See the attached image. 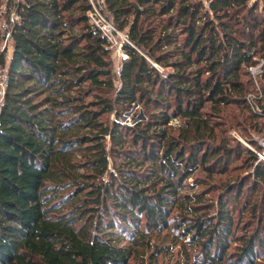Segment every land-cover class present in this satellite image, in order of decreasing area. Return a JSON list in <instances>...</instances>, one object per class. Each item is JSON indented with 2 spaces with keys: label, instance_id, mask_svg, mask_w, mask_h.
<instances>
[{
  "label": "trees",
  "instance_id": "obj_1",
  "mask_svg": "<svg viewBox=\"0 0 264 264\" xmlns=\"http://www.w3.org/2000/svg\"><path fill=\"white\" fill-rule=\"evenodd\" d=\"M1 6L0 264H132L170 232L191 264H264V162L222 128L264 135V0H103L117 85L88 0Z\"/></svg>",
  "mask_w": 264,
  "mask_h": 264
},
{
  "label": "rangeland",
  "instance_id": "obj_2",
  "mask_svg": "<svg viewBox=\"0 0 264 264\" xmlns=\"http://www.w3.org/2000/svg\"><path fill=\"white\" fill-rule=\"evenodd\" d=\"M5 2V0H3ZM253 2V0H247V4L250 5ZM1 12L4 10V8L1 6ZM13 13L11 12L9 14L12 15ZM10 22V21H9ZM7 26V23L4 20L3 15L0 13V28L4 29ZM121 36V39H125V35L123 32H119ZM3 44V41L2 43ZM6 54L9 55L10 52V45H9V40L6 41ZM115 50H111L110 52V60L112 64V79L115 85H117V68L119 65V62L121 60L120 54ZM0 74H3V72H0ZM234 112H236V109L230 107ZM113 116L110 115L109 119H112ZM143 115L141 111L137 108L135 104H133L128 110L124 111L121 113L117 120L121 124H127L129 126L133 125L137 121L143 120ZM178 121H172V124L176 125ZM223 129L227 130V134L234 138L237 142L242 144L243 146L247 147V143L245 142L244 137H251L253 138L251 134V130L244 131V133H239L237 128L235 127L234 123L233 125L230 126V124H226L225 127H222ZM248 148V147H247ZM249 149V148H248ZM235 164H240V161H236ZM239 166V165H238ZM243 173V169L236 168L233 170L228 176L231 175H238ZM226 176H220L219 180L217 181L218 183L221 181L226 180ZM228 180V179H227ZM188 182L191 181V178H188ZM214 196V193H208L205 195L204 198H212ZM171 232L167 235L162 234H156V233H149L147 235V240L148 242V247L145 249H138L136 256L133 260H131L132 264H191L192 260L189 258V260H185V257L183 255V250L182 247H180L178 244L176 246H172L169 244V240L171 238ZM164 247L165 250H162ZM155 248H158L157 252L154 251ZM190 252V251H189Z\"/></svg>",
  "mask_w": 264,
  "mask_h": 264
},
{
  "label": "built area",
  "instance_id": "obj_3",
  "mask_svg": "<svg viewBox=\"0 0 264 264\" xmlns=\"http://www.w3.org/2000/svg\"><path fill=\"white\" fill-rule=\"evenodd\" d=\"M88 1L91 5V9H92L91 14L89 15L91 23H93V25L96 28H98L101 31V33L107 38V40L111 44V47H113V48H115V50H117V52L120 54L121 60L125 59V55L121 52V49H120L121 44H120V42H118L114 38L113 34L117 35L120 39H121V36L123 37V35H120V33L118 31H116L115 28L110 24V22L108 20H106L105 17L103 16V14L101 12V10H103V0H88ZM16 18L17 17L14 16V14L10 15V17H9L10 23H12ZM121 40H123V39H121ZM6 41H8V33L5 35L4 40H3V44L0 45V49H3L6 46L5 45ZM263 61H264V58L259 62L258 65L248 68V71L250 72L252 77H254L258 73H260L261 64L263 63ZM117 69H119V68H117ZM116 73L118 74V70ZM4 85H5V77L3 74H0V101L2 99V95L4 92ZM257 94H258L257 96L254 94H248L247 95L246 99H247L249 104L256 97L257 98L260 97V91L259 90H258ZM253 139L255 140L258 148L251 147L248 144H247V147L249 148V150H251L257 156L258 160H261L264 162V135L263 136H254Z\"/></svg>",
  "mask_w": 264,
  "mask_h": 264
}]
</instances>
